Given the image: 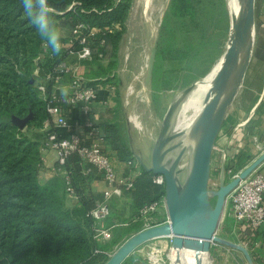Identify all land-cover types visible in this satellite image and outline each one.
Instances as JSON below:
<instances>
[{
  "label": "trees",
  "instance_id": "16d2710c",
  "mask_svg": "<svg viewBox=\"0 0 264 264\" xmlns=\"http://www.w3.org/2000/svg\"><path fill=\"white\" fill-rule=\"evenodd\" d=\"M48 2L61 29L72 35L78 25L85 26V46L91 49L93 57L101 54L115 60L130 10L128 0ZM70 40L71 36L62 38L61 53L53 54L25 13L22 0H0V264H104L109 258L108 246L94 239V220L88 216L102 196L91 190L100 174L92 168L84 174L89 166L76 153L67 157L63 169L69 174L80 203L73 209L65 207L58 179L42 185L38 178L40 149L48 133L43 130V122L49 117L46 109L54 87L47 76H52L58 65L67 60L71 48L78 46L77 40L69 46ZM106 77L110 81L111 77ZM44 79L43 94L38 83ZM61 81L71 82L70 74L65 73ZM29 114L31 120L19 130L13 118L23 119ZM69 121L73 123L74 119ZM51 131L62 132L56 128ZM104 131L120 161L135 160L117 124L105 125ZM229 161L228 157L226 165ZM127 195L130 217L136 219L130 227L141 225L130 228L134 229L127 235L130 237L143 229L142 220L137 218L139 210L164 196V187L158 186L154 175L139 166ZM109 220L110 216L105 220V228H110ZM248 238L250 246H254L261 241L262 231L251 233ZM95 250L99 252L94 253ZM250 255L255 264H260L253 252Z\"/></svg>",
  "mask_w": 264,
  "mask_h": 264
},
{
  "label": "rangeland",
  "instance_id": "374dc122",
  "mask_svg": "<svg viewBox=\"0 0 264 264\" xmlns=\"http://www.w3.org/2000/svg\"><path fill=\"white\" fill-rule=\"evenodd\" d=\"M128 1L130 10L124 22V32L115 60H111L110 56L93 57L77 63L83 66L80 72L86 84L94 83L99 87L107 84L113 87L112 98L119 109V117L129 122L130 128H133L130 138L137 140L146 129L152 128L158 133L162 119L175 97L192 83L204 78L218 62L227 47L231 18L225 0H163L158 9L150 12L149 17L144 16L141 10L135 13L138 0ZM154 5L157 6L158 1ZM117 28L121 30L119 26ZM61 30L62 38L70 39L71 34ZM76 49L78 46L71 48L66 61L74 60L70 52ZM42 57L40 55V59ZM113 62L114 66L111 64ZM108 75L110 81H107ZM45 83L44 79L38 85ZM53 84V90L67 92L60 87L59 82L53 81ZM134 122L139 128L142 127L141 131ZM218 139L220 141L212 159L209 187L215 183L219 186V152L224 144L221 140L228 142L225 148L230 161L225 165L226 175L228 171L239 172L264 152V0H255L252 58ZM187 162L188 157L185 160ZM134 172L133 179L137 175ZM259 172L264 173V167ZM225 178L229 181L231 176ZM112 208L111 204V212ZM227 210H224L221 217L217 236L235 242L230 234L234 224ZM160 214L154 216L153 222L160 220ZM114 216L116 218L118 214ZM110 220H114L111 215ZM118 223H123L117 228L126 239L129 233L141 226L134 225L135 228L130 229L133 228L131 224H134L130 210L126 218ZM138 248L146 251L151 249L148 242ZM157 248L164 260L162 264H172L171 247L162 244ZM234 252L240 258L239 264H246L243 255ZM189 263V259L182 262Z\"/></svg>",
  "mask_w": 264,
  "mask_h": 264
},
{
  "label": "water",
  "instance_id": "95a60500",
  "mask_svg": "<svg viewBox=\"0 0 264 264\" xmlns=\"http://www.w3.org/2000/svg\"><path fill=\"white\" fill-rule=\"evenodd\" d=\"M239 14L231 19L227 47L220 68L205 95L197 118L183 131L175 125L182 103L197 82L181 91L170 103L151 149L150 164L135 156L138 165L154 176L164 178L168 222L154 225L128 237L104 264L122 262L141 245L162 238L171 239V248L210 254L213 244L240 252L246 264H255L249 251L239 243L217 236L229 194L241 180L264 165V152L226 181L223 152L217 189L209 187L211 160L216 140L227 113L243 84L249 67L255 34V0H238ZM32 116L13 118L23 130ZM188 157L186 166L182 162ZM215 200L213 203L212 201Z\"/></svg>",
  "mask_w": 264,
  "mask_h": 264
},
{
  "label": "built area",
  "instance_id": "2783aa9c",
  "mask_svg": "<svg viewBox=\"0 0 264 264\" xmlns=\"http://www.w3.org/2000/svg\"><path fill=\"white\" fill-rule=\"evenodd\" d=\"M84 29V25H78L73 30L72 38L68 43L70 46L72 40L75 39L78 41V49L70 52L74 55V60L62 61L58 65L56 72L52 76H47V78L59 82L65 73H69L71 82H69L70 89L66 95L54 89L48 97L46 110L49 117L43 122V130H49L53 126L56 129L62 130L66 135L61 136L57 131H49L41 149H51L55 152L58 170L63 173L65 191L71 197L77 196L69 174L63 169L69 155L76 153L81 162L89 166L84 169V174H88L91 168L100 174V178L105 182L107 188L103 192L101 199L89 211L88 216L94 220V239L98 242H103L111 239L110 228L103 226L104 221L111 213L110 202L114 198H120L132 189L133 175L131 172L122 176L117 175L112 165L111 157L105 150V136L92 121L93 104L98 97L101 87L99 85L86 84L81 76L78 63L80 61L91 60L94 55L91 49L85 46L86 35L84 34ZM98 57L102 58V55L99 54ZM35 74L37 75V72ZM39 90L43 94L45 93V87L43 85L39 86ZM76 115H78V118H74ZM71 118L74 119L73 123L69 121ZM134 124L138 130H142L141 126L139 128L135 122ZM79 127H82L81 131L77 130ZM227 146L229 148V144ZM215 148L216 146L214 147V151ZM226 149H221L219 152L221 162L223 152L225 154L227 152ZM236 150L239 149L236 148ZM185 160L182 162V165L185 164ZM127 166H138L136 158L134 161L128 162ZM238 173L228 171L231 179ZM154 182L158 186L164 187V178L161 175L154 176ZM210 188L217 189L218 185L215 183ZM226 208L228 209V217L234 222L230 234L236 240L235 242L244 246L249 253L253 252L257 247H264V173L257 170L246 179L241 180L227 197ZM159 210L166 212L164 196L156 202L143 206L139 210L137 218L142 220L143 229L152 226L154 216ZM135 220L133 219V221ZM166 222H168L167 216L164 223ZM259 231H262L261 241L256 242L254 246H250L249 234ZM162 239L169 240L171 244L170 238ZM154 241L148 242L151 249L142 251L149 264H162L164 260L161 251L153 243ZM98 252V250L94 251V253ZM106 254L110 256L108 253Z\"/></svg>",
  "mask_w": 264,
  "mask_h": 264
},
{
  "label": "crops",
  "instance_id": "0c3cea01",
  "mask_svg": "<svg viewBox=\"0 0 264 264\" xmlns=\"http://www.w3.org/2000/svg\"><path fill=\"white\" fill-rule=\"evenodd\" d=\"M81 67L83 66L79 64L80 69ZM59 84H60V87L62 86V88L67 90V92L66 91L60 92L61 94L69 92V89H70L69 82H62L60 80ZM111 91H113V87L110 88V86L107 84L101 87L98 93V97L93 104L91 118H92L94 125L97 126L99 130L105 136V140H106L105 150L111 157V162H112L113 167L115 168L117 175L122 176L130 172L133 173L134 171H135L134 173L138 174L139 166L129 167L127 166L128 162L126 163L124 161L119 160L116 154V151L112 149V147L109 144V141L106 139V133L104 131V127L107 124H117L120 129L121 136L124 142L126 143V145L129 147L133 156L134 157L141 156V158L143 159V162L147 165L150 164L151 149L156 139L157 132L154 131L152 128L149 130L146 129L143 134H139V137L137 138V140H133L132 138H130V133L133 131V128H130V124L128 121H126V119H123V120L120 119L119 109L115 106L116 104L113 101V98H112L113 94ZM52 129H55V127L52 126L50 127L49 130H46V131L49 132ZM77 130L81 131L82 127H79ZM61 133H63L62 136L66 135L63 131L60 132V134ZM218 138L215 143L216 147L220 141ZM221 141L222 143L224 142L222 149H225L226 144L228 142L223 141V140ZM214 153L215 151H213L212 159H213ZM40 154L42 158V164L38 171L39 182L42 185H45L51 182L52 180L58 179L62 184L60 194L64 198L65 207L67 209H73V208L78 207L80 205L78 197H71L65 191L63 173L58 170L55 152L51 149H43V150L40 149ZM211 164H212V160H211ZM261 167H264V165H262ZM106 188L107 186L101 178L94 181L91 184V190L96 195H102ZM111 204L113 208H112V212L110 213V215L112 216V219H114L112 221L109 220L111 224L109 226L110 232H111V239L108 241L100 242L101 244L108 246V249H107L108 254L113 252L115 248L119 244H121L123 240L126 239V237L124 238V236H122L123 235L122 232L121 234H119V231H118L119 228L117 227L123 224V223L121 224L118 222H120L121 219L124 220L128 214L130 197L127 194H124L120 198L112 199L110 202V205ZM115 213L118 214L116 218L114 216ZM157 214L161 215V218H160L161 221H164V219H166L167 215L164 210H159ZM155 221L158 222L157 220ZM106 223L107 221L103 223V225H106ZM153 243H155L158 247H161L162 244H165L167 248L171 247V244L169 243V240L167 239H157ZM253 254L260 261V264L264 263V247H257L253 251ZM206 257L203 258L205 261L203 262V264H208V261H209V264H239L238 259H240L239 256H237L236 252H234V250H231L221 245L219 246L217 244H213L211 246L210 254L207 257L208 259ZM122 264H149V263L146 260L144 252L140 250V248H137L122 262Z\"/></svg>",
  "mask_w": 264,
  "mask_h": 264
},
{
  "label": "bare ground",
  "instance_id": "6f19581e",
  "mask_svg": "<svg viewBox=\"0 0 264 264\" xmlns=\"http://www.w3.org/2000/svg\"><path fill=\"white\" fill-rule=\"evenodd\" d=\"M157 1L158 5L155 6L154 3ZM162 1L163 0H138L135 7V13L141 10V13L144 16L149 17L150 12L158 9V6L161 5ZM225 1L230 18L233 19L237 17L240 9L238 0ZM221 62L222 56L211 68L210 72L197 82L194 89L189 93L185 101L182 103L175 125L176 131L186 130L199 115L203 107L205 95L210 89L211 82L220 68ZM136 125L139 126L138 124ZM182 166L185 167L186 163ZM171 249L172 264H182V262L186 259L190 260L189 264H203V262H205L203 258L206 257V255L204 254H196L194 251L187 249Z\"/></svg>",
  "mask_w": 264,
  "mask_h": 264
},
{
  "label": "clouds",
  "instance_id": "9594fccd",
  "mask_svg": "<svg viewBox=\"0 0 264 264\" xmlns=\"http://www.w3.org/2000/svg\"><path fill=\"white\" fill-rule=\"evenodd\" d=\"M22 4L40 38L46 41L53 54L59 55L62 50V30L53 18L48 0H22Z\"/></svg>",
  "mask_w": 264,
  "mask_h": 264
}]
</instances>
